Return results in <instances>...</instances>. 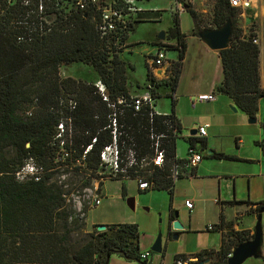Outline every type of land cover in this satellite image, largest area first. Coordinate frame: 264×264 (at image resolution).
Instances as JSON below:
<instances>
[{"label": "trees", "instance_id": "1", "mask_svg": "<svg viewBox=\"0 0 264 264\" xmlns=\"http://www.w3.org/2000/svg\"><path fill=\"white\" fill-rule=\"evenodd\" d=\"M81 1L76 10L66 12L54 1L47 7L44 0H0V264H104L107 254L113 253L148 264L140 257V235L136 224L110 225V235H106L107 229L97 231L72 253L67 239L71 214L65 205L67 193L61 185L51 181L61 169L95 175L101 181L100 187L105 180L125 183L139 175L155 183L153 190H166L173 199L174 181L170 169L176 156L177 140L182 138L181 126L174 113H162L158 109L162 115L150 119V106L135 114V100L150 95L156 106L162 86L146 63V89L140 91L138 86L139 91L132 92L127 70L134 67L127 65L121 54L126 47L133 45H129V34L134 23L140 20L133 21L132 14L125 15L127 24L116 22L114 30L103 34L98 26L103 23V8L108 6L104 2L113 6V0L102 1L100 6L86 0L84 8ZM186 11L194 21L198 19L191 5ZM237 12L229 0H217L214 5L215 27L220 28L228 21L233 26L229 47L219 52L223 80L217 90L228 96L249 118L255 119L259 101L264 97L260 86V49L253 41L257 38L254 26L249 34H245L237 25ZM149 13L155 14L153 11L135 14ZM196 26L197 23L195 29ZM168 33L167 41L176 40V45L170 46L178 52V61L172 63L165 83L171 87L166 97L174 109L175 90L186 51V35L181 30L180 15L175 16ZM193 34L200 36L196 30ZM154 47L157 53L152 61L158 59L159 52L171 50L160 42ZM162 61H166V55ZM74 63L93 68L105 86L107 101L103 100L97 87L61 76L60 69ZM154 66L159 67L155 63ZM119 98L124 100L122 105L117 104L116 110L119 131L122 132L119 142L123 151L134 150L138 160L150 154L148 130L151 126L164 129L162 122L167 118L175 122L180 135L166 142L167 163L163 169L156 168L150 174L148 168L128 167L131 177L127 179L99 174L100 153L112 141L114 110L109 104L116 103ZM72 100L76 106L70 111L67 104ZM62 122L66 127L71 125L68 128L72 130L70 137L57 138L58 126ZM95 137L96 143L85 154L86 147ZM198 140L196 136H189L185 144L195 147L200 142L205 146L203 140ZM207 157L235 160L234 156L215 151ZM27 164L40 169L38 180L30 175H18ZM126 193L124 188L123 196ZM243 203L233 201L229 204ZM262 207L264 202L259 203L256 212ZM175 218L172 217L173 222ZM233 234L238 239L236 246L253 238L247 231ZM226 244L223 240L217 252L218 261L209 264H227L232 247ZM210 252L203 250L193 257L197 258V264H201ZM179 257L184 258V255L178 254L175 258Z\"/></svg>", "mask_w": 264, "mask_h": 264}, {"label": "rangeland", "instance_id": "2", "mask_svg": "<svg viewBox=\"0 0 264 264\" xmlns=\"http://www.w3.org/2000/svg\"><path fill=\"white\" fill-rule=\"evenodd\" d=\"M44 1L47 2V7L51 6L54 1L60 9L69 12V10H76L80 0ZM136 5L138 7H143V9L147 12L153 11L155 14H132L133 21L136 18L140 21L134 23L133 30L129 34V45H133L131 47H126L121 53L123 60L127 63V65H132L134 67L133 70H127L128 86L132 92H138L139 90L136 89L138 86H140V91L146 89V63L154 65L152 59H155V57L152 55L157 53V49L154 46H158L160 42L161 45L169 46L170 48L172 47L169 44L170 42L167 41L169 34L168 31L169 28L174 25L175 16L177 14L179 15V12L187 10L184 9V6L188 7L191 5V7H193L194 5L200 13L196 21H194L188 13H182L180 22L182 29L185 32H189L192 26H194V31L196 30L199 34L205 29H216L213 14L214 5L210 3L209 0H175V4L174 0H137ZM154 8L163 9L160 10ZM200 9H203V13L200 12ZM239 13L241 14V10L240 12H237L236 15V22L238 26H240L238 20ZM196 23L197 26L195 29ZM163 31L165 32V39L159 40L158 36ZM190 54H193L192 51H190ZM165 55L166 61L164 62V65L157 67L158 70H156L161 74L159 76V79L161 80L159 81L162 86V88L159 89L161 97L160 99H157L156 106L162 113H171L173 109L170 100L166 97V95L170 92L171 87L170 85H165V83L169 78V71H171L173 64L167 71L164 66L167 63H171V59H177L178 53L176 50H172L171 48V50L166 51ZM190 59L191 56L186 65H184V63L181 64L179 80L181 81L182 77V88L180 87V97L178 99L181 100V107L184 105L187 111L192 113L191 109L189 110V108L185 105V101L188 98L182 97L181 93L194 94L199 91V88H205L207 84H210V82H212L213 79L219 75V71L216 67H214V65L209 63L203 65V71L198 72L196 63L199 60V57L195 55V63L193 62L192 64ZM60 74L64 78L70 77L87 82L94 88H96L95 85L100 82V78L93 68L83 63H74L70 66H64L60 69ZM194 74H198V79L196 81L192 79ZM195 85L197 87L196 89ZM262 99L259 120L255 123H250V119L247 118L244 120L245 124L226 127L224 132L228 131V136L223 137V140L226 143L227 141H234V139L232 140L231 138V136L234 135V131L240 132L243 137L245 133L243 130L244 128L249 129L250 133H259L260 130L261 132L264 130V97ZM188 100L190 101V99ZM237 117L238 116L236 115L235 118ZM198 128L199 126L196 129ZM191 130L192 129H188L184 125V128L181 131L182 138L177 140L176 153L179 158H184L186 155L187 145L185 144V140L190 136ZM208 131L210 130L208 129ZM217 142H221V139H217ZM199 146L201 147V144H199ZM203 160V170L206 175L212 177L221 175L218 173V169L214 166H217V163L222 162L210 160V163L206 157ZM231 167L234 166L232 165ZM214 172L216 173L214 174ZM202 180L206 182H202ZM202 180L199 182L195 181L194 184L191 185L189 184L190 179L187 178H181L175 181L176 185L172 200L170 193L166 190H149L147 192L139 191L138 183L134 180H128L125 181V183L118 180H105L103 186L100 187L101 181L97 179L95 175L90 173L83 175L75 169L68 171L61 169L53 175L51 181L61 185L63 190L67 193L65 205L71 210V214L68 218L69 235L67 239L72 253L91 239L92 235H96L97 231H99L98 228L101 226H105L107 229L106 235H110V225L133 223L138 226L140 235V253L149 252L152 264H160L161 262L164 264H172V261L177 254H181L183 252L185 255H194L201 246L210 247L216 244L215 240L217 237L212 235L213 232L198 234L195 233V231H192V233H189V228L187 229L188 226H191L189 225L191 216L185 212L183 207L185 205L186 198L195 199L197 197V195L195 196L196 191L197 194L199 191L202 192V196L207 200V204L206 210H202L200 212L198 217L199 222L192 225L203 227L205 224H208V226H213V219L217 216L214 203H210L209 201L210 199L213 201L215 198L213 191L217 189L216 184H218V181L215 180V178ZM86 183H88V185L84 186ZM97 187H100V192L97 193L98 198H100V204L98 206H93V201L96 196L95 189ZM124 188L127 192V195L125 196L122 194ZM210 192L212 194H210ZM129 198L135 199L133 209L128 206L127 200ZM174 213L178 214V219L175 218ZM172 217L175 218L174 222L172 221ZM193 221H195V219ZM247 221L249 220L244 217L242 219V224H245ZM175 222L182 225V227H186L183 229H174ZM254 224L256 226V221ZM159 234H161L162 237L161 254L151 251V247ZM175 236H177V238H175ZM210 251L211 252L206 256V259L213 257L214 252L213 250ZM109 264L142 263L127 260L120 254L113 253L110 255Z\"/></svg>", "mask_w": 264, "mask_h": 264}, {"label": "crops", "instance_id": "3", "mask_svg": "<svg viewBox=\"0 0 264 264\" xmlns=\"http://www.w3.org/2000/svg\"><path fill=\"white\" fill-rule=\"evenodd\" d=\"M148 1V0H147ZM197 1V0H195ZM204 1V0H198ZM206 1V0H205ZM210 3L215 5L217 0H209ZM250 7L249 8H241L238 9V12L241 10V14L238 15V20L240 27L243 29L245 34H249L251 27L254 26L255 32L257 35L256 44L260 49V64H259V74H260V86L264 90V0H249ZM175 4V0H174ZM143 9V7H140ZM154 9H163V8H154ZM192 9L198 14L199 11L193 5ZM200 12L203 13V9H200ZM182 13H188L186 10L179 12L180 21ZM189 14V13H188ZM190 15V14H189ZM182 33L186 35V51L184 60L181 63L188 62L191 56V64L194 62V56L197 55L199 60L196 63V68L198 72L203 71V65L212 64L219 71V75H217L210 84H207L205 88H199V91L194 94H185L181 93L182 97H186L188 99L194 98L196 95L201 94H215V99L206 103H198L195 107L191 106V102L186 99L185 105L191 109L192 113H189L184 107H181V100L178 99L180 97V87L182 88V77L181 81L178 80L175 95H176V104L175 108L171 111L174 113V117L178 120L181 130L184 128V125L188 129H192L197 131V127H206V136L199 137L197 133L194 135L197 139L203 140L205 142V146H203L200 142H197L195 147L200 152L203 151V159H206L211 163L210 160L222 162L217 163V166H214L218 169V173L221 174L219 176H208L205 174L204 160L196 166L193 170V174L191 176H185L182 179H190L189 184H194L195 181L199 182L202 179H212L218 181L216 184L217 189L213 191L215 196L214 200L210 203H214V206L217 211V216L214 217L212 225L215 227L213 231H207L206 228L208 224H205L203 227H197L192 224L199 222L200 212L206 210L207 200L203 198L202 192H195V199L186 198V201L193 202V208L188 209L185 205L183 209L186 213L191 216L190 224L188 226L189 233L195 231V233H204V232H213L212 235L216 236L215 240L216 244L213 246H201L199 250L196 252H200L203 250H213V257L206 259L203 264H209L212 262H217L219 257L217 256V252L223 245V240L227 242V246H231L232 250L236 247L238 239L234 236L233 233L247 231L250 235L254 234L255 229V221H257L256 208L259 206V203L264 202V130L259 133H250L249 129L244 128V136L240 132H233V136H231L234 141H227V143L223 140L224 136H228V131L224 132L226 127L237 126L245 124L244 120L249 118L243 111H241L234 102L226 95L218 92V87L221 85L223 80L222 73V65L221 58L219 52L212 51L207 48L205 43L201 40L200 36H194V26L191 27L189 32H185L182 29ZM171 45H176L177 41L171 39L169 41ZM192 51L193 54H190ZM178 53V52H177ZM155 55V54H154ZM152 55V56H154ZM150 61V60H149ZM171 63H167L164 68H167L173 63L178 61L174 58V60H170ZM195 63V62H194ZM151 65L152 73L156 79V81L160 82L159 76L161 75L156 70L157 67ZM182 75V74H181ZM158 76V77H157ZM162 78V77H161ZM180 79V78H179ZM192 79L196 81L198 79V74H194ZM195 84V83H194ZM195 85V89H196ZM262 98L259 101V110L256 114V122L259 120L261 113V103ZM190 102V103H189ZM232 106L236 107L237 112L232 110ZM199 107V109H198ZM238 116L235 118V116ZM251 119V118H249ZM208 129L210 131H208ZM191 136V135H190ZM217 139H221V142H217ZM201 144V147L199 146ZM212 151L216 153H223L226 155L234 156L235 160H219V159H211L207 157L210 155ZM206 153V154H204ZM205 155V156H204ZM208 164V163H207ZM234 167H231V166ZM212 166V165H211ZM216 172H214L215 174ZM179 180V179H178ZM202 182H206L202 180ZM215 183V182H214ZM204 184V183H203ZM174 183V189L175 191ZM210 194H212L210 192ZM245 202L243 204H229L230 202ZM246 217L249 221L245 224H242V219ZM178 219V218H177ZM195 219V221H193ZM133 224V223H126ZM186 225V224H185ZM207 225V226H206ZM186 226L182 227L185 228ZM205 229V231H204ZM263 232H264V215H263ZM251 240V239H250ZM193 252V253H196ZM183 254V252L181 253ZM264 254V241L262 247V255ZM190 255V254H189ZM250 261H245L244 264H264V259H248ZM173 263V261H172ZM152 264V262H151ZM160 264H164L161 262Z\"/></svg>", "mask_w": 264, "mask_h": 264}, {"label": "built area", "instance_id": "4", "mask_svg": "<svg viewBox=\"0 0 264 264\" xmlns=\"http://www.w3.org/2000/svg\"><path fill=\"white\" fill-rule=\"evenodd\" d=\"M10 2V0H7ZM85 1H81V7L84 8ZM92 3L99 4L106 0H91ZM190 1V0H187ZM102 2V3H103ZM105 4H108L107 7L103 8V23H100L98 28L101 33L105 34L106 31L114 30L117 25L116 22H123L126 23V16L125 15H131L139 12H143L144 10L136 5V0H113V6L109 2H104ZM230 6L236 9L241 8H249L250 7V1L249 0H229ZM115 6V7H114ZM127 16V18H128ZM257 39H254L253 41L256 43ZM163 59H165V53L159 52L158 53V59L153 61V64H157L159 66H163ZM96 87L98 88V92L102 95L103 100L107 101L108 98L105 95V86L99 82L96 84ZM215 99V94H201L197 95L196 97L191 99V106L195 107L198 103H206L213 101ZM124 103L123 98H119L116 103L109 104V106L114 110V113L111 117V129H112V141L107 144L104 149L100 153V166L101 170L99 172L100 175H105L106 177H113V178H120L123 179L130 178L131 176L128 174V167L137 166L140 169H149V173L152 174L153 171L156 168L163 169L166 166L167 163V151H166V142L178 137L179 130L177 129V126L175 122L167 118L162 122V127L164 129H160L159 126H151V128L148 130V137L150 140V154L147 156H143L140 160L137 158V154L134 150L130 149L129 151H123V147L120 145L119 137L122 134V132L119 131L118 126V119H117V113L116 110L118 105H122ZM155 100L150 95H144L142 98L136 99L134 102V111L135 114L141 113L143 110H146V108H143L145 106H150L152 110H149V117L152 119L156 115H162L157 111L156 106H154ZM118 104V105H117ZM76 103L75 101H70L67 104V107L70 111L75 109ZM165 117H168V114H163ZM70 119V118H69ZM69 124H71V121H69ZM71 125L68 127L65 126L64 122L60 123L58 126V132H57V138H64L66 135L68 137L71 136L72 130L68 129ZM68 129V130H67ZM197 135L199 137H205L206 136V127H199ZM97 138L92 139V144L88 145L85 149V154L91 150L94 143H96ZM62 145H64V141L62 139ZM203 154L199 150H197L196 147L188 146L186 149V155L184 158H179L176 156L173 159L171 169H170V177L172 180L177 181L180 178H183L185 176H191L193 174V170L196 168V166L202 161ZM40 172V169L36 168L32 164H27L21 172L18 173L20 177H24V175H30L31 177H34L36 180H38L39 176L38 173ZM134 173H137L134 171ZM185 175V176H184ZM131 180V179H130ZM138 183V190H147L155 187L154 182H150L149 180H145L142 176L137 175L134 179ZM95 200L93 201V206H98L100 204V198H98V191L99 187L95 189ZM185 206L188 209L193 208V202L192 201H186ZM215 229L214 226H208L206 228L207 231H213ZM231 255H229L230 257ZM141 260L147 262L148 264H151L150 261V253L145 252L140 254ZM173 264H197V258L192 256L184 255V258L179 257L176 258Z\"/></svg>", "mask_w": 264, "mask_h": 264}, {"label": "water", "instance_id": "5", "mask_svg": "<svg viewBox=\"0 0 264 264\" xmlns=\"http://www.w3.org/2000/svg\"><path fill=\"white\" fill-rule=\"evenodd\" d=\"M188 7H185L187 9ZM233 32V26L231 21H228L225 25L220 28L212 30H204L200 33L201 40L205 43L208 49L220 52L229 47L231 37ZM159 40L165 39V32H161L158 36ZM232 110L237 112L236 107L232 106ZM250 123H255L256 119H250ZM197 133L196 130L191 131V136H194ZM128 206L133 209L135 199L129 198L127 200ZM263 215L264 207H262L257 214L256 226L254 229L253 238L249 241L243 242L237 245L231 253V256L227 260V264H243L248 259L254 258L258 259L262 257V247L264 241V232H263ZM175 217H178V214H175ZM174 229H182V225L175 222ZM99 231H105L106 227L101 226L98 228ZM177 238V236H175ZM151 251L157 254L162 253V237L161 234L158 235L155 242L151 247ZM110 255L107 254L104 264H109ZM203 264V263H201Z\"/></svg>", "mask_w": 264, "mask_h": 264}, {"label": "flooded vegetation", "instance_id": "6", "mask_svg": "<svg viewBox=\"0 0 264 264\" xmlns=\"http://www.w3.org/2000/svg\"><path fill=\"white\" fill-rule=\"evenodd\" d=\"M177 255H178V254H177ZM182 255H185V254H182ZM187 256H192V257H193V255H187ZM175 257H176V256H175ZM175 257H174V260H173V262H174V261H175V259H176ZM172 264H173V263H172ZM198 264H199V263H198Z\"/></svg>", "mask_w": 264, "mask_h": 264}, {"label": "clouds", "instance_id": "7", "mask_svg": "<svg viewBox=\"0 0 264 264\" xmlns=\"http://www.w3.org/2000/svg\"><path fill=\"white\" fill-rule=\"evenodd\" d=\"M184 7H186V6H184ZM185 9V8H184ZM144 10V9H143ZM144 11H146V10H144ZM164 65V64H163ZM168 69V68H167ZM167 71V70H166ZM181 179V178H180Z\"/></svg>", "mask_w": 264, "mask_h": 264}, {"label": "bare ground", "instance_id": "8", "mask_svg": "<svg viewBox=\"0 0 264 264\" xmlns=\"http://www.w3.org/2000/svg\"><path fill=\"white\" fill-rule=\"evenodd\" d=\"M197 132H198V129H197Z\"/></svg>", "mask_w": 264, "mask_h": 264}]
</instances>
